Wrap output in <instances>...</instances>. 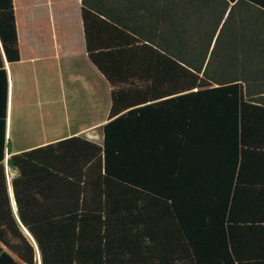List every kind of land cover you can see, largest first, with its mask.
<instances>
[{
    "label": "trees",
    "instance_id": "obj_1",
    "mask_svg": "<svg viewBox=\"0 0 264 264\" xmlns=\"http://www.w3.org/2000/svg\"><path fill=\"white\" fill-rule=\"evenodd\" d=\"M80 19L101 141L7 156L0 0V264H264V0H80Z\"/></svg>",
    "mask_w": 264,
    "mask_h": 264
},
{
    "label": "crops",
    "instance_id": "obj_2",
    "mask_svg": "<svg viewBox=\"0 0 264 264\" xmlns=\"http://www.w3.org/2000/svg\"><path fill=\"white\" fill-rule=\"evenodd\" d=\"M70 3L79 9L81 24L80 0H12L19 60L3 56L7 156L70 136L91 139L106 121L108 111L103 117L96 113L103 76L87 57L82 24L81 47L71 44L63 13ZM260 190L259 185L245 189L238 215L259 216L253 207Z\"/></svg>",
    "mask_w": 264,
    "mask_h": 264
},
{
    "label": "rangeland",
    "instance_id": "obj_3",
    "mask_svg": "<svg viewBox=\"0 0 264 264\" xmlns=\"http://www.w3.org/2000/svg\"><path fill=\"white\" fill-rule=\"evenodd\" d=\"M67 12V30L69 37L71 39V44L76 47H81V31H80V21H79V9L74 5V3H70V7L67 11H63L64 16ZM56 13V11H54ZM65 18V17H64ZM109 105V86L107 82L102 78L101 80V88H100V99L99 106L96 107V113L100 114L101 117L107 113ZM105 117V116H104ZM100 131L94 133V136L91 139L95 141H101Z\"/></svg>",
    "mask_w": 264,
    "mask_h": 264
}]
</instances>
